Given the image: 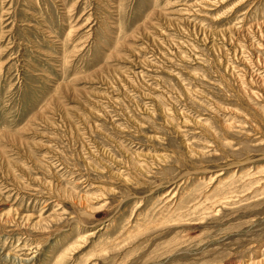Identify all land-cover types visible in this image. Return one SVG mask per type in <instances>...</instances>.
<instances>
[{"label":"rangeland","instance_id":"374dc122","mask_svg":"<svg viewBox=\"0 0 264 264\" xmlns=\"http://www.w3.org/2000/svg\"><path fill=\"white\" fill-rule=\"evenodd\" d=\"M0 264H264V0H0Z\"/></svg>","mask_w":264,"mask_h":264}]
</instances>
